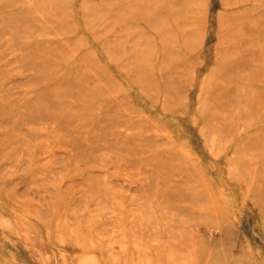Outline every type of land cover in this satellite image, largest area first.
Wrapping results in <instances>:
<instances>
[{"label":"rangeland","instance_id":"obj_1","mask_svg":"<svg viewBox=\"0 0 264 264\" xmlns=\"http://www.w3.org/2000/svg\"><path fill=\"white\" fill-rule=\"evenodd\" d=\"M257 30L264 0H0V264H264Z\"/></svg>","mask_w":264,"mask_h":264},{"label":"bare ground","instance_id":"obj_2","mask_svg":"<svg viewBox=\"0 0 264 264\" xmlns=\"http://www.w3.org/2000/svg\"><path fill=\"white\" fill-rule=\"evenodd\" d=\"M254 33H255V31H252V34H250L251 36H253L254 35ZM256 34L258 35V36H260V37H264V31H262L261 30V35H259L260 34V31H256ZM258 51H259V48L257 49ZM261 51H263V48H261ZM261 51H259V52H261ZM254 62V61H253ZM61 87L62 88H60V89H63V88H65L66 89V93H70V94H72V90L74 91V90H79V89H77V84H74L72 81H65V82H63L62 84H61ZM47 92V91H46ZM64 92V91H63ZM262 92H264V90H262ZM261 93V92H260ZM43 96V95H42ZM48 100V99H47ZM42 101V100H41ZM43 103H45L44 101H42V104ZM44 105V104H43ZM210 122V121H209ZM209 124H211V122L209 123ZM212 125H214V124H212Z\"/></svg>","mask_w":264,"mask_h":264}]
</instances>
